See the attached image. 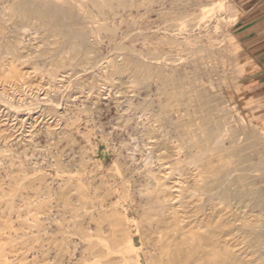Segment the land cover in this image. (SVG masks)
I'll list each match as a JSON object with an SVG mask.
<instances>
[{
	"label": "rangeland",
	"instance_id": "obj_1",
	"mask_svg": "<svg viewBox=\"0 0 264 264\" xmlns=\"http://www.w3.org/2000/svg\"><path fill=\"white\" fill-rule=\"evenodd\" d=\"M255 3L0 0V264H126L128 246L146 264L158 231L166 253L212 238L218 261L263 264L231 200L242 186L264 209V89L239 40ZM201 152L206 174L239 180L213 216ZM149 175L174 196L164 217Z\"/></svg>",
	"mask_w": 264,
	"mask_h": 264
},
{
	"label": "bare ground",
	"instance_id": "obj_2",
	"mask_svg": "<svg viewBox=\"0 0 264 264\" xmlns=\"http://www.w3.org/2000/svg\"><path fill=\"white\" fill-rule=\"evenodd\" d=\"M16 14V13H15ZM12 20V19H11ZM10 20V21H11ZM29 28H31V26H23L20 29H23L25 31L29 30ZM19 29V28H18ZM21 31V30H20ZM24 32V31H23ZM22 32V33H23ZM45 54V53H44ZM71 61V60H70ZM88 61V60H87ZM63 62V61H62ZM72 63V62H71ZM75 65V64H74ZM72 68V67H71ZM134 79V78H133ZM142 82V81H141ZM167 87V86H166ZM175 103V102H174ZM174 103H170V104H166L164 106V108H169V106L174 105ZM176 104V103H175ZM175 107V106H174ZM152 112V111H151ZM181 118V117H180ZM154 121L157 120V118L153 119ZM153 130V129H152ZM155 133V132H154ZM153 133V134H154ZM176 138V137H175ZM174 155V154H173ZM191 156L195 157L196 162L199 164V167L202 169L204 168V162L206 161L205 159V154L204 153H198V154H193L191 153ZM176 157V156H175ZM178 157V156H177ZM218 158V157H217ZM162 159V158H161ZM183 159V158H182ZM173 160V159H172ZM178 160V159H177ZM175 161V160H174ZM173 162V161H172ZM171 162V163H172ZM168 163V162H167ZM178 168H184L185 166V161H177L175 163ZM174 166V165H173ZM209 166V164H208ZM221 169V168H220ZM223 169V168H222ZM221 169V170H222ZM165 170V169H164ZM188 170V169H187ZM203 173L202 176L204 177L205 182L207 183V185H210V188H207L202 186H196L195 190L198 192H202L200 193L202 196L206 195L207 199L209 200L207 203L208 206L210 207V212H211V216H213L214 211L216 208H218V203H212V201L215 199H217L218 201H221V204H225L229 203V199L227 197V190L232 186H237L238 187V183L239 180L233 176H231L227 171L224 170V176H221L220 179H215L212 178L213 176H215L216 174H214L213 176L210 174H206L204 169H202ZM220 171V170H219ZM218 171V172H219ZM164 172V171H162ZM161 172V173H162ZM165 173V172H164ZM222 173V172H221ZM154 174V173H153ZM157 175V174H156ZM156 175H149V184L147 185V188L145 191H141L147 198V208H151L153 206H156L154 208V210H157L156 208L159 207V214L160 216L164 217L163 215H166L168 212L172 213V211L174 210L175 205L172 203L174 202V197L172 195V197L168 198V194L164 197H161L160 194H166L165 193V189L166 188V183L165 180H162L161 178L157 177ZM160 175V173H159ZM164 175V174H163ZM162 175V176H163ZM166 175V174H165ZM237 175V174H236ZM217 176V175H216ZM168 178V177H167ZM44 179V178H43ZM147 180V179H146ZM167 181V180H166ZM182 181V180H181ZM175 182V181H174ZM180 182V181H179ZM200 182V181H199ZM168 183V182H167ZM71 184V183H70ZM173 184V183H172ZM81 186V185H80ZM49 187V186H48ZM68 187V185H67ZM173 187V186H172ZM81 188L83 189V186H81ZM145 188V187H144ZM240 190L238 192V194L236 195L235 198H231V200H233V205L236 208V219L234 220V222L236 221H241L242 222V227H237V231L238 232H242L244 233L247 237L248 234H253L251 236V238L255 241V244L258 243L257 238L260 237V234L264 231V229L262 231H258V230H254L252 229L253 227H255L257 224H261L264 227V209L261 207V205L259 204L258 200L256 201L255 199L252 198V196H254V193L248 192L243 190L242 186H240ZM41 189V188H40ZM56 189V188H55ZM169 189V188H168ZM190 189V188H189ZM216 192L213 193L214 190ZM48 190V189H47ZM79 190V189H78ZM170 190V189H169ZM49 191V190H48ZM85 189L83 190L84 193ZM180 191V190H179ZM190 191V190H189ZM169 192V191H168ZM185 192V191H183ZM47 193V192H46ZM82 193V192H81ZM141 193V194H142ZM85 194V193H84ZM83 194V196H84ZM87 194V193H86ZM172 194V193H171ZM188 194V193H187ZM196 194V193H195ZM158 195V196H156ZM175 195V194H174ZM197 195V194H196ZM81 196V195H80ZM86 196V195H85ZM194 196V195H193ZM186 198V196L184 197ZM188 199V198H187ZM186 199V200H187ZM184 200V199H183ZM216 200V201H217ZM86 202V201H85ZM206 202V201H205ZM180 203V202H179ZM185 203V202H184ZM45 204V203H44ZM183 204V203H182ZM206 204V203H205ZM177 205V204H176ZM179 207L181 206L180 204H178ZM221 206V205H220ZM26 207V206H25ZM38 207V206H37ZM43 207V206H42ZM228 207V206H227ZM42 209V208H40ZM37 210V209H36ZM44 210V209H42ZM177 210V209H176ZM245 210V211H244ZM32 211V210H31ZM38 211V210H37ZM4 212V211H3ZM39 212V211H38ZM42 213V212H41ZM40 213V214H41ZM33 214V212H32ZM174 214V213H173ZM179 214V213H178ZM37 215V214H36ZM39 215V214H38ZM177 215V214H176ZM174 215V216H176ZM253 216L255 218V222H251L252 220H248L246 219V216ZM84 216V215H83ZM116 218L114 219L112 226L114 228H117L119 225L122 224L121 217L115 215ZM171 216V215H170ZM181 215H179L180 217ZM40 217V216H39ZM35 218V217H34ZM37 218V217H36ZM154 218V216H146V220L149 221L150 219ZM174 218V217H173ZM39 219V218H38ZM182 219V218H181ZM214 219V218H213ZM234 219V218H233ZM170 220V219H169ZM173 220V219H172ZM171 220V221H172ZM176 220V219H174ZM173 220V222H174ZM39 221V220H37ZM36 221V222H37ZM184 221V220H183ZM230 221V220H229ZM34 222V221H33ZM170 223V222H169ZM183 223V222H182ZM181 223V224H182ZM228 223H233V222H228ZM227 223V224H228ZM248 223H251L250 225H248ZM176 224V223H175ZM177 224H180V220L177 219ZM174 226V224H173ZM177 226V225H175ZM182 226V225H181ZM245 227H248L246 230H244ZM123 228V227H122ZM170 229V228H169ZM202 229V228H200ZM101 230V229H100ZM171 230V229H170ZM169 230V231H170ZM177 230V229H176ZM119 230H114L113 235H114V239L113 242H117L118 241V235H120L121 233H117ZM175 230L174 228L172 229L173 233ZM1 232V229H0ZM78 232V231H77ZM81 232V230H80ZM229 232H234V230H230ZM82 234V233H81ZM193 234V233H192ZM84 236H86V234H83ZM123 238H125L126 236V232L122 233ZM157 238L155 240V244H154V250L153 252H150L149 256H148V262L146 264H165V263H174V264H181L180 261L184 258L190 259L192 258L194 264H243L241 262H238L236 260L232 261L233 259L229 257V260H222V261H218L217 258L219 256V247L218 244L216 243V241L211 240L212 238H208V239H204L202 238L199 241H195L194 237H191L188 240H184L181 244H176L178 246V249H174V253H166L164 252V245H167L165 243H168V240L171 241L172 238H169L167 241H162V235L161 232L157 233ZM165 235V234H164ZM172 235V234H171ZM170 235V236H171ZM162 236V237H160ZM166 236V235H165ZM193 236V235H192ZM126 240V239H125ZM252 245L253 247L256 248V250L254 252H256L259 257L262 259V262L264 264V248H259L256 245ZM264 245H262L261 247H263ZM95 249V248H94ZM1 251V250H0ZM97 251V250H96ZM152 251V250H151ZM98 252V251H97ZM228 252V251H227ZM226 250L225 253L227 254ZM181 253H183V255L181 256ZM229 253V252H228ZM232 254V253H231ZM234 254V253H233ZM253 254V253H252ZM5 256V255H4ZM91 257V256H90ZM220 257V256H219ZM3 258V257H2ZM6 257H4L3 259H5ZM238 258V256H237ZM235 258V259H237ZM259 258V259H260ZM7 259V258H6ZM110 259V258H109ZM232 259V260H231ZM240 259V257H239ZM260 259V260H261ZM120 261L126 263V264H136V261L134 259V256L132 254L131 249H129V246L126 250V252L123 254V256L120 258ZM5 262V261H3ZM259 262V260H258ZM2 264V263H1ZM7 264V263H6ZM102 264V263H100ZM106 264V263H104ZM142 264V263H141Z\"/></svg>",
	"mask_w": 264,
	"mask_h": 264
},
{
	"label": "crops",
	"instance_id": "obj_3",
	"mask_svg": "<svg viewBox=\"0 0 264 264\" xmlns=\"http://www.w3.org/2000/svg\"><path fill=\"white\" fill-rule=\"evenodd\" d=\"M255 2L244 16L245 20L239 31V40L260 68L256 72L253 86L256 89H264V0H255ZM247 5L249 6L248 3Z\"/></svg>",
	"mask_w": 264,
	"mask_h": 264
}]
</instances>
